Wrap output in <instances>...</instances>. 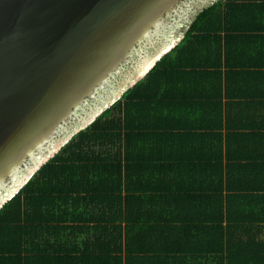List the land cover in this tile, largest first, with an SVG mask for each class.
<instances>
[{
    "label": "trees",
    "instance_id": "obj_1",
    "mask_svg": "<svg viewBox=\"0 0 264 264\" xmlns=\"http://www.w3.org/2000/svg\"><path fill=\"white\" fill-rule=\"evenodd\" d=\"M229 1L199 13L172 53L0 209V264H37L39 258L43 264H264V241H255L264 227L252 225L264 217V208L254 211L237 198L214 196L213 210L205 199V209L198 211L204 203L200 191L246 193L264 183L233 180L229 172L237 166L217 168V158L190 157L200 125L181 121L204 115L202 109L214 110V119L222 116L223 74L207 51L214 45L216 51L212 37L221 35ZM201 87L212 98L193 95ZM181 146L185 160L179 170L174 153ZM208 172L212 176L203 177ZM171 207L188 209L178 225ZM41 251L51 256L38 257L49 256ZM204 254L216 258L202 260Z\"/></svg>",
    "mask_w": 264,
    "mask_h": 264
},
{
    "label": "water",
    "instance_id": "obj_2",
    "mask_svg": "<svg viewBox=\"0 0 264 264\" xmlns=\"http://www.w3.org/2000/svg\"><path fill=\"white\" fill-rule=\"evenodd\" d=\"M217 1L0 0V209Z\"/></svg>",
    "mask_w": 264,
    "mask_h": 264
},
{
    "label": "crops",
    "instance_id": "obj_3",
    "mask_svg": "<svg viewBox=\"0 0 264 264\" xmlns=\"http://www.w3.org/2000/svg\"><path fill=\"white\" fill-rule=\"evenodd\" d=\"M214 36V35H213ZM185 37V36H184ZM219 37L221 47H218ZM217 42L216 51L214 46H208L207 55L211 56V61L219 65L222 78L221 87V118H213L211 109H202L200 113L194 116L183 117L181 121H188L191 125H200L192 136H194L193 148L190 151V157L196 159H205L213 161L217 158V168L219 165L223 168H233L237 166V172H229V177L233 180H254L258 185L264 183V0H233L229 1L223 9V27L221 35L212 37ZM218 51V52H217ZM210 58V57H209ZM204 91V94L202 93ZM208 87L197 88L193 95L197 98H212ZM200 93V94H198ZM210 96V97H209ZM219 112V110H218ZM178 121L172 125L176 128L181 126ZM214 126H220V129L213 131ZM209 130V131H205ZM218 134L214 137L211 134ZM209 134L211 136L201 137ZM221 134V136H219ZM213 141V144L209 143ZM221 147V148H220ZM196 148V150L194 149ZM217 149V150H215ZM161 155V152H159ZM176 166L179 168L185 160L183 158L182 146L174 153ZM188 166H190L188 164ZM249 167L251 173L242 169ZM208 170H212L211 167ZM204 176L211 177V172L204 173ZM235 178V179H234ZM195 189H199L195 187ZM243 190V189H242ZM241 191V190H240ZM240 191H217L216 194H202L204 199L203 207L198 211H203L206 201L210 206L207 210L214 208L210 200L214 196L226 199H239L244 202V208L252 207L253 210L264 208V187L253 188L252 192ZM213 193L214 191H210ZM226 193V194H225ZM230 193V194H227ZM245 196V197H244ZM181 197V196H180ZM217 197V198H218ZM206 199V201H205ZM197 197L192 198L195 202ZM175 203H178L176 200ZM174 203V204H175ZM179 205L181 200L179 199ZM196 210V209H195ZM188 209L178 208V211L171 207L169 215L175 216V225H178L180 218L186 214ZM224 223V222H223ZM264 227V217L254 219L252 225ZM210 222H205V226ZM241 224L239 222L233 225ZM173 239V238H172ZM178 236L174 239L177 241ZM256 242L264 241V234L255 236ZM35 252H32L34 254ZM49 255V256H38ZM38 257H50L51 252L41 251ZM56 255V254H55ZM223 256V255H222ZM215 257V255L211 256ZM210 255L204 254V258L209 260ZM37 264H43L41 258L36 261ZM35 262V263H36ZM168 264V263H165Z\"/></svg>",
    "mask_w": 264,
    "mask_h": 264
},
{
    "label": "flooded vegetation",
    "instance_id": "obj_4",
    "mask_svg": "<svg viewBox=\"0 0 264 264\" xmlns=\"http://www.w3.org/2000/svg\"><path fill=\"white\" fill-rule=\"evenodd\" d=\"M184 26H186V25H184Z\"/></svg>",
    "mask_w": 264,
    "mask_h": 264
}]
</instances>
